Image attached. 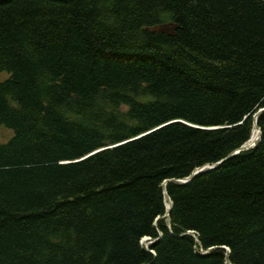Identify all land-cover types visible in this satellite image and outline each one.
I'll return each instance as SVG.
<instances>
[{"label": "trees", "instance_id": "16d2710c", "mask_svg": "<svg viewBox=\"0 0 264 264\" xmlns=\"http://www.w3.org/2000/svg\"><path fill=\"white\" fill-rule=\"evenodd\" d=\"M0 74V264H264V0H0Z\"/></svg>", "mask_w": 264, "mask_h": 264}, {"label": "water", "instance_id": "95a60500", "mask_svg": "<svg viewBox=\"0 0 264 264\" xmlns=\"http://www.w3.org/2000/svg\"><path fill=\"white\" fill-rule=\"evenodd\" d=\"M261 111H262V110H260V112H261ZM257 116H258V114L255 116L254 127H255V128L257 129V131H258V137H257L256 140H259L260 137H261V130H260V128H259L258 125H257ZM255 145H256V142H255V140H253L252 137H251L250 141H249L246 145H244L243 147H241L239 150L235 151L232 155L237 154V153H239L240 151L248 150V149L254 147ZM221 164H222V162H218L217 164H215V165H213V166H204V167H202V168H199V169H197V170H196V171H195L190 177L185 178V179H184L183 181H181V182H183V183H189V182L192 181L193 178L196 177L198 174L203 173V172H206V171L214 170V169L218 168ZM165 186H166V183L164 184V187H165ZM167 206H168V207H167V217H168L169 214H170V211H171V209H172V207H173L172 202L169 201V202L167 203Z\"/></svg>", "mask_w": 264, "mask_h": 264}, {"label": "rangeland", "instance_id": "374dc122", "mask_svg": "<svg viewBox=\"0 0 264 264\" xmlns=\"http://www.w3.org/2000/svg\"><path fill=\"white\" fill-rule=\"evenodd\" d=\"M168 29L169 28L164 29V31L169 32ZM6 78H7L6 74H0V81L4 80ZM12 135H13V133H12L11 130L6 129L5 127H0V143H5L6 141H8L12 137ZM150 243H151V241H149L148 239L147 240L146 239L143 240V244L145 246H147Z\"/></svg>", "mask_w": 264, "mask_h": 264}, {"label": "bare ground", "instance_id": "6f19581e", "mask_svg": "<svg viewBox=\"0 0 264 264\" xmlns=\"http://www.w3.org/2000/svg\"><path fill=\"white\" fill-rule=\"evenodd\" d=\"M257 137H258V131L256 128H254L253 134H252V139L255 140V142H257ZM168 207V206H167ZM166 216H167V212H166ZM169 217V216H168ZM146 240L148 239L149 241H151L149 238H145ZM152 243V241H151Z\"/></svg>", "mask_w": 264, "mask_h": 264}]
</instances>
